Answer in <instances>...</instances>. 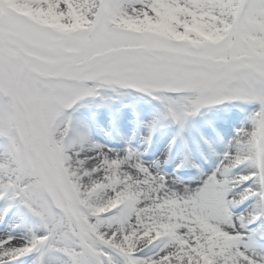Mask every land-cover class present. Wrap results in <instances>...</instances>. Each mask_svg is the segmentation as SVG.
Here are the masks:
<instances>
[{
    "label": "snow or ice",
    "instance_id": "obj_1",
    "mask_svg": "<svg viewBox=\"0 0 264 264\" xmlns=\"http://www.w3.org/2000/svg\"><path fill=\"white\" fill-rule=\"evenodd\" d=\"M108 87L158 100L181 131L226 101L258 108L178 189L159 160L66 140L65 110ZM0 149V216L22 206L40 228L0 232V264H264V227L248 230L264 213L231 211L264 206V0H0Z\"/></svg>",
    "mask_w": 264,
    "mask_h": 264
},
{
    "label": "rangeland",
    "instance_id": "obj_2",
    "mask_svg": "<svg viewBox=\"0 0 264 264\" xmlns=\"http://www.w3.org/2000/svg\"><path fill=\"white\" fill-rule=\"evenodd\" d=\"M131 95L137 96L141 98V100H144L146 102L148 109L146 118H140V113H143V111L141 110V108H139V105H136L137 103H134ZM225 108H235V110H237L238 112L236 113V117L232 121V123L229 124L227 123V121H225V127H223L224 123L222 125H219V121L217 120L218 116L215 115L218 111ZM256 108H258L257 104L244 101H226L221 104L206 107L201 109L200 113L189 119L184 130L189 129V134L193 135L194 139L197 137L204 138V135L207 133L208 135L205 138L206 141L209 142L208 146L211 145L213 147L215 137H220L222 132H225V134H229V132H232L230 131L232 128L230 125H233V130H235L233 132H235V135L237 133V130L240 129V123L246 126V124L250 122V118ZM143 110H145V108H143ZM120 111L125 112L127 116L122 117V119L115 118V114ZM165 112V108L158 100L144 93H140L132 89L123 88H116L115 90H113V88L108 87L100 89L98 96L86 97L85 99L73 105L72 108L65 110L62 119L71 122V127L69 129L68 136L66 137V140L68 142L71 143V136L73 137V140H78L79 136L81 135L82 138L91 145L93 143L98 145L102 144L103 146L110 148L108 144L117 140L122 141L120 143H125L126 140L129 139L130 134L132 135V133L135 132L133 131L135 130L133 127L134 124L137 123V130H140L142 121H144L147 125L148 123L154 121L157 116L165 115ZM214 117H216L217 119L214 120ZM210 129H213L214 131L213 136L208 131ZM140 137H142V133H140L139 131L138 138L140 139ZM189 137L191 138V136ZM2 153H4L3 149H0V157ZM244 166L245 165H241L240 167L233 169L231 172H238ZM176 183H181V181H176ZM245 186L246 184L244 185V187ZM243 203L244 202L240 203L239 205ZM255 203L257 212H260V205L258 201H256ZM239 205H237L236 207H238ZM236 207H233L231 209L234 215H237L242 211V209H237ZM9 221L10 215H8L3 220V222L1 221L3 223V227L2 225H0V232H3L5 226H10V223L8 224ZM33 223L34 226L39 227V222L35 218H33ZM24 227L25 226L23 225V228ZM259 229L261 228H258V230ZM34 258L35 254H29L15 261L14 264H32Z\"/></svg>",
    "mask_w": 264,
    "mask_h": 264
},
{
    "label": "bare ground",
    "instance_id": "obj_3",
    "mask_svg": "<svg viewBox=\"0 0 264 264\" xmlns=\"http://www.w3.org/2000/svg\"><path fill=\"white\" fill-rule=\"evenodd\" d=\"M131 98L133 99L134 103L135 104L137 103L136 105H139L140 106L139 108H141V110L143 111V113H140L141 114L140 118H146L148 114L146 102L144 100H141V98L137 96L131 95ZM143 108H145V110H143ZM237 112L238 111L235 110V108L234 109L225 108L216 113L215 116H218V119L214 117V120L217 119L219 121V125H222L224 123L223 127H225V123H226L225 121H227V123L229 124L232 123V121L236 117L235 115ZM126 116L127 114L121 111L115 114V118H120V119ZM164 116L165 115L163 116L159 115L157 116V118H155V120H158L159 123L157 124L156 128L152 132L150 140L148 142H145L146 144L143 143V144L137 145L135 150L133 149L132 150L134 152H138L140 154L141 159L146 163H151L153 161L159 160L160 163L156 171H158L160 168L164 170L172 169L173 171H175L174 175L178 174L177 178H175L174 175H171V174L165 175L159 171L158 173L164 176L170 177L174 179L175 181H181V183H176L175 185L176 188L178 189L184 185H191V186L197 185L200 182L202 176H206L208 174H211L213 171H215L217 165L219 164L220 160L223 157L224 152L230 150V145H232L231 150L233 151L235 150V146L233 145L234 137L236 136L235 133L233 135H227L225 134V132H222L220 137H215L216 142H215L214 147L212 146L209 147L208 146L209 142L207 141V143H205L206 141L205 137H207V134L204 135V138L197 137V139L195 138L196 139L195 140L193 138L194 136L189 134V129L181 131L177 125L172 123L169 119H165ZM140 126H141L140 133H142V137L138 139L144 140V137L148 134L146 123L142 121ZM239 127L240 129L248 128L250 127V122H248L246 126L240 123ZM137 136L138 135L136 132V134H134L131 137L132 138L135 137L134 139H137ZM189 136H191V138ZM79 138L81 139L76 140L75 143L74 141H71V143L73 144L74 147H77V148L83 145L85 147V150L87 151V148L91 144L88 143L86 140H84L81 135L79 136ZM99 145H102V144H99ZM113 150L119 153H123V151H118L116 149H113ZM201 157L204 158V160L201 159ZM4 158H5L4 153H2L0 160H3ZM193 163L197 165V167L195 168L196 169L195 172L192 173L190 176L185 175L186 180H183L182 177L184 176L179 175V173L183 172L187 167L193 168L191 166ZM242 165H245V166L242 167L240 171L231 172L230 179L238 175L248 174V172L250 171L249 165L247 164H242ZM191 170L193 169H189V171ZM255 179L256 178L254 177L251 180L237 184L234 187L232 194L234 195L236 193L243 191L244 189L250 186H253ZM245 184L246 186L244 187ZM253 198L254 197L247 199L248 203L243 208L244 210L235 216H240L242 214L247 215L250 213L258 214L256 210V203H255L256 201H258V199H256L255 202L251 203V200ZM243 202L244 204L246 203L245 201ZM4 206H5L4 202L0 201V209H3ZM26 213H27V210L23 209L22 206H19V207H12L6 216H0V225L2 224V227H3V223H2L3 220L8 215H10V221L8 222V224L10 223V226L8 225L5 226V229L3 230V232H9L13 235H23L32 228H35L37 231H39L40 228L34 226L33 217H31L30 214L28 216L29 223L25 224L23 222V216ZM23 225L25 226L24 228H23Z\"/></svg>",
    "mask_w": 264,
    "mask_h": 264
}]
</instances>
